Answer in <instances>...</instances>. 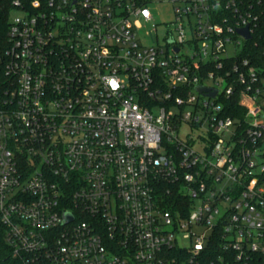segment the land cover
Here are the masks:
<instances>
[{
  "label": "built area",
  "instance_id": "obj_1",
  "mask_svg": "<svg viewBox=\"0 0 264 264\" xmlns=\"http://www.w3.org/2000/svg\"><path fill=\"white\" fill-rule=\"evenodd\" d=\"M1 12L0 264H264V0Z\"/></svg>",
  "mask_w": 264,
  "mask_h": 264
},
{
  "label": "trees",
  "instance_id": "obj_2",
  "mask_svg": "<svg viewBox=\"0 0 264 264\" xmlns=\"http://www.w3.org/2000/svg\"><path fill=\"white\" fill-rule=\"evenodd\" d=\"M5 1V4L2 2ZM12 0H1L0 4L1 6L4 5L5 7H8L10 2ZM2 15V12H1ZM5 15V16H3ZM2 17H0V40H4L6 38V29H7V18L6 14H3ZM247 51H245V57L250 58L252 60V63L255 65H263L264 64V13L260 16V20L258 23V27L255 31L254 40L252 43L246 45ZM243 110L240 109L238 105V101H233L232 106V113L228 114L234 119L241 118ZM218 256V253L214 251L211 255V259H216ZM2 264H12L10 259L8 257L6 258L4 255L1 258Z\"/></svg>",
  "mask_w": 264,
  "mask_h": 264
},
{
  "label": "rangeland",
  "instance_id": "obj_3",
  "mask_svg": "<svg viewBox=\"0 0 264 264\" xmlns=\"http://www.w3.org/2000/svg\"><path fill=\"white\" fill-rule=\"evenodd\" d=\"M151 12L154 16L153 24L157 26V31H156L157 36L159 37L160 40H162L167 33V26L175 21L174 8L171 4L168 3L158 4L151 6ZM12 16L13 18H16L18 16H21V14L17 11H13ZM148 29L150 30L151 26H149ZM145 42L147 45H151L152 40L150 41L147 40ZM185 131L188 130L186 128H183V132Z\"/></svg>",
  "mask_w": 264,
  "mask_h": 264
},
{
  "label": "water",
  "instance_id": "obj_4",
  "mask_svg": "<svg viewBox=\"0 0 264 264\" xmlns=\"http://www.w3.org/2000/svg\"><path fill=\"white\" fill-rule=\"evenodd\" d=\"M239 34H241L247 41L251 40V37L248 33V29H244V30H240L238 31ZM199 92L202 93H206L207 95L211 96V97H215L217 95V92H210V90L205 89L203 87L198 88ZM71 221V218L69 217V215L66 216V222Z\"/></svg>",
  "mask_w": 264,
  "mask_h": 264
}]
</instances>
